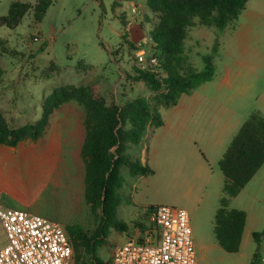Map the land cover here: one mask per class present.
Returning <instances> with one entry per match:
<instances>
[{
  "label": "rangeland",
  "instance_id": "1",
  "mask_svg": "<svg viewBox=\"0 0 264 264\" xmlns=\"http://www.w3.org/2000/svg\"><path fill=\"white\" fill-rule=\"evenodd\" d=\"M39 1L21 0L34 6ZM134 1L145 3V0ZM119 4L118 0H56L40 23L35 22L31 11L16 29L0 28V38L5 42L0 60L8 80L4 85L7 87L5 107L11 111L18 109L17 124L24 119L38 121L43 113V99L53 90L84 85L95 95L104 97L108 105L122 106L144 98L150 102L154 115L163 121L161 127L155 122L149 125L141 145L130 146V154L137 157H141L144 148L153 174L132 180L128 169L123 168L117 219L127 225L128 232L111 229L109 237L98 248V257L105 264L111 262L116 245L131 238L138 239L139 231L149 225L151 208L159 205L185 209L189 213L197 264H251L255 254L261 262L264 256V164L243 193L231 200L230 208L247 213L251 231L244 237L239 252L227 253L216 241L214 226L216 208L224 197L225 179L219 162L229 143L218 149L215 140L220 138L216 134L219 119L244 123L251 114L264 111V80L252 74L250 65H245L241 59L231 27L222 33L201 25L189 29L184 55L199 71L205 66L203 56H213L215 76L212 82L195 89L192 98L191 95L182 97L181 104L195 102V105L191 119L185 122L181 132L183 136L198 137L196 145L186 146V139L178 138L182 110L159 105L157 94L146 83L134 80L135 51L130 45L133 40L126 38L124 21L129 11L125 1L121 7ZM8 10L0 15H7ZM158 21L157 14L145 15L144 29L138 35L145 51L151 43L150 32ZM216 44L221 48L214 54ZM228 72L230 81L223 84L222 79ZM74 113L82 122L84 110L78 108ZM197 174L202 176L201 189L196 187ZM211 174L217 181L218 192L201 184L202 178ZM128 180L131 183H127ZM81 221L78 226L85 231H92L98 224L90 210ZM254 233L260 236L255 239ZM2 240L1 237L0 242ZM72 264H75V251Z\"/></svg>",
  "mask_w": 264,
  "mask_h": 264
},
{
  "label": "trees",
  "instance_id": "2",
  "mask_svg": "<svg viewBox=\"0 0 264 264\" xmlns=\"http://www.w3.org/2000/svg\"><path fill=\"white\" fill-rule=\"evenodd\" d=\"M56 0H40L35 6L28 2L11 3L8 13L0 17V28L16 29L31 11L40 23L48 8ZM249 0H147V6L159 17L158 25L151 32V44L161 54L160 66L143 69L136 65V82L146 83L157 94L156 101L164 108L175 107L183 95H190L199 86L211 82L215 76L213 56H203L204 69L199 71L184 55L187 31L201 25L224 32L235 26ZM5 42L0 38V49ZM220 44L213 53L217 54ZM4 72L0 69V80ZM76 102L85 111V141L81 157L85 164V202L98 224L92 231L78 225L67 227L72 237L75 264H105L98 257V248L109 237L112 228L128 232L126 224L117 219L123 184V168L128 176L153 174L148 164L130 154V146L141 145L148 127L163 121L155 116L151 104L144 98L122 106L108 105L104 97L95 95L91 88L63 86L53 90L43 99L41 118L13 127L0 110V146H17L25 140L42 137L55 111L65 103ZM264 164V116L253 113L243 123L225 151L219 168L224 182V197L215 214L214 234L219 246L227 253L240 250L247 213L230 209V200L237 197ZM142 229V228H141ZM259 233H254L256 239ZM71 239V238H70ZM88 256V260H85ZM251 264H260L254 255Z\"/></svg>",
  "mask_w": 264,
  "mask_h": 264
},
{
  "label": "crops",
  "instance_id": "3",
  "mask_svg": "<svg viewBox=\"0 0 264 264\" xmlns=\"http://www.w3.org/2000/svg\"><path fill=\"white\" fill-rule=\"evenodd\" d=\"M15 1L21 0H0V14L9 9L11 3ZM118 1L120 2L118 7L122 6L123 1L127 3L129 16L124 15L126 38L133 40L130 45L132 49H135L136 43L142 44L138 35L144 29L145 15L149 12L152 15L153 13L147 6V0L145 3H136L134 0ZM230 33L238 42V53L245 65H250L252 74H256L258 78L264 80V0H249L235 26L230 28ZM149 46L152 44L150 43ZM3 51L0 50V59L3 56ZM2 68L3 65L0 60V69ZM2 71L4 75L0 80V110L13 127H19L28 122H36L24 119L17 124L15 118L19 113L18 109L7 110L5 107L7 87L4 85L7 84L8 80L5 78V71L3 69ZM230 77L228 72L227 76L222 79V83L228 84ZM190 95L192 98V94ZM182 97L180 98L181 101L179 100L180 103L178 102L175 106L177 111L178 109L182 110L179 118L180 133L178 138L186 139V146L196 145L197 136H188L187 134L183 136L181 132L185 127V122L191 119L193 115L195 102L191 105H183L181 104ZM69 103L72 104L69 106L63 104L55 111L50 118L46 133L39 139L35 141L25 140L14 147L0 146V202L3 206L24 210L54 221L57 220L65 227L82 223L81 220L86 218L89 210L85 202V164L81 157V149L86 135L85 111L84 119L80 122L79 115H76L74 110L83 109V107L74 101ZM62 107H65V110ZM260 112L264 116V111L261 110ZM241 122L218 120L216 127L219 130L216 134H219L220 138L215 140V146L218 149L224 148L228 143L230 145L243 125ZM128 152L132 153L131 148ZM141 153L139 158L143 164H147L144 148ZM196 177L198 179L196 187L201 189L199 180L202 176L197 174ZM212 177L211 174L208 178H202L201 184L211 186L214 192H218L217 181ZM127 183L131 182L128 180ZM245 188L237 197L243 193ZM126 193L127 190L123 192L125 195ZM210 204L214 203L210 201ZM249 231L251 229H248L247 215L241 247L244 237L248 236ZM1 237L3 240L0 242V248L6 243L4 230L0 224Z\"/></svg>",
  "mask_w": 264,
  "mask_h": 264
},
{
  "label": "built area",
  "instance_id": "4",
  "mask_svg": "<svg viewBox=\"0 0 264 264\" xmlns=\"http://www.w3.org/2000/svg\"><path fill=\"white\" fill-rule=\"evenodd\" d=\"M142 46L135 44L136 64L143 69L158 68L160 52L152 46L145 51ZM0 224L6 238L0 264L73 263V243L59 222L0 202ZM109 264H197L189 213L167 205L152 207L149 225L139 231L138 239L116 245Z\"/></svg>",
  "mask_w": 264,
  "mask_h": 264
}]
</instances>
